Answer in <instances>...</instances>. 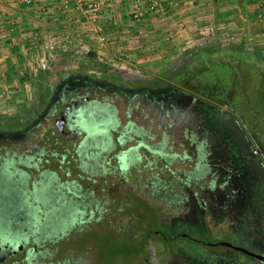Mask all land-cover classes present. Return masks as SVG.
Instances as JSON below:
<instances>
[{"label":"rangeland","instance_id":"1","mask_svg":"<svg viewBox=\"0 0 264 264\" xmlns=\"http://www.w3.org/2000/svg\"><path fill=\"white\" fill-rule=\"evenodd\" d=\"M99 1L0 0V224L2 192L23 191L31 225L5 232L28 234L20 264H264L210 245L264 255V108L249 100L264 104V0H128L123 22L88 11ZM70 10L77 30L59 29L51 18ZM61 87L114 128L93 113L78 121L88 138L63 140ZM58 200L78 213L44 216Z\"/></svg>","mask_w":264,"mask_h":264},{"label":"flooded vegetation","instance_id":"2","mask_svg":"<svg viewBox=\"0 0 264 264\" xmlns=\"http://www.w3.org/2000/svg\"><path fill=\"white\" fill-rule=\"evenodd\" d=\"M67 85V84H63ZM60 90V91H59ZM57 93L54 95L52 99V106H55V110L57 111V116L55 117V125L58 127H64L69 126L75 128L73 129H65L66 133L62 134V139H75L77 138V135L80 134L81 132H85L83 128H80L78 121L81 118L89 117L93 113H101L99 111L100 105L95 102L94 100H91L88 98L86 95H82L79 97L71 98L69 101L64 100L61 97V91H63V87H61ZM87 97V99H85ZM79 100H81V103H78ZM75 104L77 105V108H73ZM103 113V112H102ZM71 120V121H70ZM60 131V130H59ZM86 133V132H85ZM87 138L89 135L86 133ZM72 137V138H71ZM12 176V175H11ZM10 176V178H11ZM0 179L1 181H7L9 179V173L6 169H4L3 165H0ZM6 182V183H7ZM22 182H25L24 180ZM21 184V183H20ZM24 184V183H23ZM33 187L37 186V183H33ZM25 186H23L24 188ZM7 193V195H1L2 196V205L5 213H9V224L2 225L0 224V264H20L22 261L23 257L20 258L19 255L23 250V247L25 243L28 240V234L27 235H21L16 236H7L5 232L9 231L10 229L15 232L16 227L19 225H23L26 223V225H31V217H30V209L29 205H26V201L23 199L24 194L23 191H13L12 188L7 187L5 191L2 193ZM72 193V192H70ZM32 197V196H31ZM32 201V198L31 200ZM7 203V204H6ZM71 204V203H70ZM64 205L60 208L57 207H52L53 209L48 210L47 216H52V217H58L60 218V211H62V214L65 216H68L67 213H69V209L72 211L73 209L71 208L72 205ZM15 205H19L20 208H18ZM68 208V209H67ZM76 214V213H75ZM29 220L27 222L26 220ZM3 232V233H2ZM19 244L21 245V248L18 249Z\"/></svg>","mask_w":264,"mask_h":264},{"label":"trees","instance_id":"3","mask_svg":"<svg viewBox=\"0 0 264 264\" xmlns=\"http://www.w3.org/2000/svg\"><path fill=\"white\" fill-rule=\"evenodd\" d=\"M234 100V99H233ZM250 101L251 100H253V103H254V105L255 106H251V107H257L254 111H262V108H264V104L262 105V104H260L258 101H261V100H259L258 98H257V96L256 97H251L250 99H249ZM258 102V103H257ZM199 105H200V108H201V110H202V113H203V115H204V117H205V121H206V123L208 124V127L210 128V130L211 131H213V132H217V134H224V132L223 131H221V130H219L218 129V127L216 126V124H215V114H214V109H213V105H211V103H209V101H207V99H201L200 98V101H199ZM99 111H101V113L99 112V113H96V117L98 118V114L100 115V117H101V121H104V122H106V121H112L113 123H112V127L111 128H114V126H115V118H113L112 117V114L110 113V110L108 109V108H105V107H99V109H98ZM102 110H103V113H102ZM264 110V109H263ZM106 113V114H105ZM48 134V133H47ZM46 133H45V135H47ZM109 134V133H108ZM110 135V134H109ZM47 138H49L48 136H46ZM51 139H53V142H54V144H59V139H61L60 138V136H58V135H54V136H51L50 137ZM228 140H230L229 139V137H228ZM229 142V141H228ZM144 144V143H143ZM145 145V144H144ZM229 145L231 146V149L233 150V152L236 154L237 152H239L238 151V149L234 146V147H232V143H229ZM107 146V145H106ZM106 146H104L105 148H107ZM108 146H110V145H108ZM127 154L125 153V152H121L120 153V157L122 158V157H124V156H126ZM128 156V155H127ZM9 171V178H10V176H11V173H12V171L11 170H8ZM18 179H20V180H23V178L20 176V175H18ZM9 180V179H8ZM48 184V183H47ZM43 189V187H41V188H37V186H35V187H33V192H34V194L36 195V199H38L37 198V194H38V192L39 191H41ZM31 191L29 190H27V191H25V193H26V197L27 198H29V200H31V194H32V192L30 193ZM47 194V193H46ZM45 196H48V195H45ZM47 198V197H46ZM66 203V202H65ZM58 207V208H60V207H62V206H64V203H61V202H59V200L58 201H56L54 204H51V205H49L48 206V208H46V210H45V214H44V216H47V212H48V210H52L53 208L52 207ZM73 210L71 211L70 209H69V213H67V215H73V217L75 216V213H78V211H79V209L78 208H76V206L75 205H73L72 207H71ZM68 209V208H67ZM140 213H142V211H140ZM60 219H58V220H63L66 216L65 215H63L62 214V211H60ZM153 217L155 218V220H156V214H154L153 215ZM157 223V222H156ZM144 230V233H148V234H156L157 232H159L158 234H160L161 236H163L164 234H162V232H160V231H155V230H152V229H149L148 227H146V229H143ZM143 233V234H144ZM145 235V234H144ZM186 238H188V239H191L192 238V236H190L188 233H186L185 235H184ZM129 245H131V244H129ZM132 246V248L130 249V255H135V254H137V253H140V250L139 249H142V245H131ZM122 254H126L125 252H121ZM113 256V255H112Z\"/></svg>","mask_w":264,"mask_h":264},{"label":"crops","instance_id":"4","mask_svg":"<svg viewBox=\"0 0 264 264\" xmlns=\"http://www.w3.org/2000/svg\"><path fill=\"white\" fill-rule=\"evenodd\" d=\"M38 1L39 2L46 1L48 3L52 0H38ZM104 1H105V4L101 7L100 12L98 13L99 16L101 17L100 21L102 22L103 19L106 17H115L114 19H121V22H123V20L125 18H122V17L124 16L125 13L122 11L126 10L128 0H113V1L104 0ZM113 11H115V13ZM80 14H82V13L78 12L77 10H76V12H74V10H70L64 16H57V17H53L51 19L54 21V23H56L55 25L58 24V26L60 27L59 29H61V30H64L63 29L64 27L65 28L66 27L67 28L74 27L72 29H75L74 31H76L77 27H78L76 25L79 23L80 18H83ZM84 16H85V14H84ZM107 25H109V24H107ZM79 27H81V26H79ZM57 28L58 27H56V29Z\"/></svg>","mask_w":264,"mask_h":264},{"label":"water","instance_id":"5","mask_svg":"<svg viewBox=\"0 0 264 264\" xmlns=\"http://www.w3.org/2000/svg\"><path fill=\"white\" fill-rule=\"evenodd\" d=\"M85 99H87V97H86ZM78 103H81V100H79ZM77 105H78V104H75V105L73 106V108H74V109L77 108ZM70 121H71V120H70ZM63 126L65 127V129L69 128V129H73V130H75V128H73L74 126H73V127H69V126H65V125H63ZM64 127H60V126H59V130H60V132H61L62 134H65V133H66ZM183 235H185V234H183ZM210 245H221V246H225V247L231 248V249H233V250L239 251V252H241V253H243V254H245V255L251 257V258H254V259H257V260H259V261H261V262H264V255H263V254H260V253H257V252H254V251L248 250V249H246V248H243V247H241V246H238V245L232 244V243H230V242H226V241H218V242L210 243ZM20 248H21V245L19 244L18 249H20Z\"/></svg>","mask_w":264,"mask_h":264},{"label":"built area","instance_id":"6","mask_svg":"<svg viewBox=\"0 0 264 264\" xmlns=\"http://www.w3.org/2000/svg\"><path fill=\"white\" fill-rule=\"evenodd\" d=\"M25 2H30V0H25ZM155 4V2L153 3ZM152 5V4H151ZM101 7V2H90L88 5H87V8H88V11H92V10H98L99 8ZM151 7V6H150ZM153 8H143L141 12H139L138 14L139 15H143L147 10H151ZM138 14H135V17L138 15Z\"/></svg>","mask_w":264,"mask_h":264}]
</instances>
